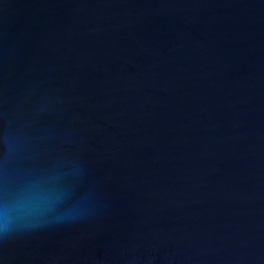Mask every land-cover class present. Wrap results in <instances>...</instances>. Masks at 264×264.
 <instances>
[{
  "label": "water",
  "instance_id": "1",
  "mask_svg": "<svg viewBox=\"0 0 264 264\" xmlns=\"http://www.w3.org/2000/svg\"><path fill=\"white\" fill-rule=\"evenodd\" d=\"M0 264H264V0H0Z\"/></svg>",
  "mask_w": 264,
  "mask_h": 264
},
{
  "label": "clouds",
  "instance_id": "2",
  "mask_svg": "<svg viewBox=\"0 0 264 264\" xmlns=\"http://www.w3.org/2000/svg\"><path fill=\"white\" fill-rule=\"evenodd\" d=\"M47 205V198L39 191L29 193L14 204H0V229H7L13 219V213L28 210L35 213Z\"/></svg>",
  "mask_w": 264,
  "mask_h": 264
}]
</instances>
